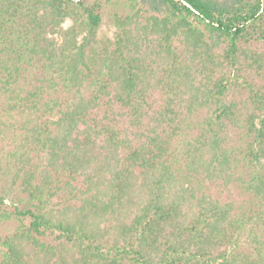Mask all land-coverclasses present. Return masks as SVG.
Wrapping results in <instances>:
<instances>
[{
    "label": "trees",
    "instance_id": "obj_1",
    "mask_svg": "<svg viewBox=\"0 0 264 264\" xmlns=\"http://www.w3.org/2000/svg\"><path fill=\"white\" fill-rule=\"evenodd\" d=\"M10 220L0 264H264V0H0Z\"/></svg>",
    "mask_w": 264,
    "mask_h": 264
},
{
    "label": "rangeland",
    "instance_id": "obj_2",
    "mask_svg": "<svg viewBox=\"0 0 264 264\" xmlns=\"http://www.w3.org/2000/svg\"><path fill=\"white\" fill-rule=\"evenodd\" d=\"M69 25H70V21H66L63 24V27L67 28ZM113 31L114 28L108 25L106 17H104V24L101 27V33L108 36H112ZM15 228H16V223L13 220L4 221L0 224V234L4 235V234L12 233Z\"/></svg>",
    "mask_w": 264,
    "mask_h": 264
}]
</instances>
